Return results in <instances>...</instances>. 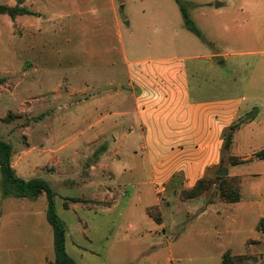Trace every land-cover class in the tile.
<instances>
[{"label":"crops","instance_id":"crops-1","mask_svg":"<svg viewBox=\"0 0 264 264\" xmlns=\"http://www.w3.org/2000/svg\"><path fill=\"white\" fill-rule=\"evenodd\" d=\"M38 1L21 0L20 6L36 11L39 16L43 12L51 13L54 23L55 19L61 20L64 15L88 12L81 10L86 0H57L53 5L58 10L53 12L39 9V6L34 9V5H39ZM156 1L157 6L149 7L151 17L157 15L152 17L156 21L153 24L156 29L169 31L168 36L175 41L185 27L184 20L180 21V17L183 19L181 10L172 7L171 0ZM213 1H217L219 7H213L209 0L199 6L209 11L212 8L213 14L223 22L218 32L222 31L223 36L229 33L230 37L224 38L219 34L216 37L214 31L211 51L198 43L195 52L189 54L187 49H183L180 54L170 56L161 51L162 47L156 46L160 52H151L147 57H140L139 54L132 61L127 60L125 54L123 57L131 68L128 72L129 86L138 127L137 131L129 130L128 135L140 134L139 141L144 143L143 152L148 166L143 163L133 168L129 182L120 185L119 189L126 190L123 196H128L129 189L135 191L124 212L126 228L121 231L124 239L130 237L137 245L166 250L167 260L142 262L134 254L120 255L110 262L112 248L108 243L95 247L98 242L110 237V217L105 212L108 206L88 207L81 202H70L65 208L63 203L66 210L91 212V215H77L71 225L66 222V250L76 264H210L196 263L194 260L200 258L199 255H206L205 258L222 264L226 252L236 253L233 248L238 244L236 241L244 230L246 219H249L247 211L259 208L258 214L252 216L255 231L264 219L262 193L257 191L255 195L258 202H247L243 183L241 200L237 203L217 199L209 203L206 195L187 200L182 198L183 191L191 190L209 172L214 171L217 175L223 161L226 130L252 111H256L255 116L235 133L230 153V156L246 157L244 159L248 162L222 170H226L230 177H241L235 170L256 160V154L264 150V0H239L235 10L243 18L230 23L221 11L226 5L225 0ZM95 2V16L84 19L80 27L91 29L99 24L107 27L111 23L120 29L122 24L117 13L118 7L123 5L116 0ZM17 3L18 0H10L7 6H16ZM146 7H141V14H146ZM134 22V18L129 17L127 24ZM232 31L235 33L233 37ZM188 43L189 40L184 44ZM238 45L245 47L240 49ZM123 94L124 88L120 85L118 96ZM127 114L128 111L118 113L121 117ZM44 117L40 124L55 120L53 113ZM109 131L102 130L98 136ZM239 136L250 141L262 140V144L248 154L238 156L233 150L235 139ZM95 139L90 137L88 141ZM52 154L57 159L54 163L59 170L63 151L57 150ZM104 155L101 171H105ZM49 157L46 151L34 153L33 150H26L23 161L12 164L18 176L29 180L35 178V173L45 170ZM140 175H143L141 179ZM101 179L98 168L92 166L90 178L83 185L99 192L94 193V197H85L86 200L104 203L108 199L109 187L103 188L99 183ZM38 200L39 197L2 198L0 191V264H48L55 261L54 231L47 218V198L46 204L41 206L37 205ZM150 208L160 213V222L148 213ZM248 240L244 238L242 243L246 245ZM161 244L164 247H160Z\"/></svg>","mask_w":264,"mask_h":264},{"label":"rangeland","instance_id":"rangeland-1","mask_svg":"<svg viewBox=\"0 0 264 264\" xmlns=\"http://www.w3.org/2000/svg\"><path fill=\"white\" fill-rule=\"evenodd\" d=\"M18 1L20 5L21 0ZM55 1L39 0V5L33 8L39 6V9L53 12L58 10L53 5ZM171 1L172 7L179 11L180 6L176 0ZM181 1L188 8L193 22L201 29L204 39L183 27L175 41H171L169 31L156 29L153 24L156 21L152 17L157 15L151 17L149 13L150 6H157L156 0H116L123 5L118 7L117 13L122 24L120 29L111 23L107 27L104 24L91 29L80 27L84 19L95 16V0H86L82 5L81 10L87 13L64 15L61 20L55 19V23L52 21L53 15L47 12L39 16L35 11L31 12L32 15H18L14 18L0 13V136L13 145L12 162L23 161L22 156L26 150H33L34 153L46 151L50 154L45 170L33 176L51 185L56 193L57 212L68 225L75 222L77 215H91V212L82 209L66 210L63 203L67 199L73 197L92 204L99 203L85 199L94 197V193L99 191L83 185L90 178L91 167L98 168L102 176L99 183L103 188L108 186L110 191L108 199L103 203L109 208L105 212L110 217V237L98 242L95 247L108 243L112 248L110 262L120 255L136 254L142 262L166 261L168 257L167 251L162 248L154 250L150 245L133 243L130 237L124 239L121 231L126 228L124 212L135 191L129 189L128 196H123L126 190L119 189L120 185L129 182L133 168L143 163L148 166L143 152L144 143L139 141L140 134L136 132L128 135L129 130L137 131L138 127L133 112L132 89L129 86L128 72L131 68L123 61L124 54L127 60L132 61L139 54L140 57H147L151 52H160L159 47H156L160 46L166 55L176 56L183 49H187V54L194 53L198 43L204 44L211 51L214 31L216 37L218 34L224 38L230 37L229 33L223 36L222 31L218 32L223 22L213 14L212 8L209 11L199 6L207 0ZM238 1L225 0L226 5L221 11L229 23L243 18L235 10ZM9 2L0 0V5L7 6ZM209 2L216 7L217 1ZM124 4H127L125 8ZM145 5L148 10L143 15L141 7ZM129 17L135 20L131 25L127 24ZM180 21H183L181 17ZM35 24L40 27L37 28ZM240 33L243 34L241 28ZM233 35L234 31L231 37ZM187 40L189 43L184 44ZM242 47L245 46L240 49ZM120 85L124 88V94L118 96ZM122 111H128L129 114L121 117L118 113ZM52 113L55 119L52 123L40 124L45 115ZM255 114L252 111L243 119ZM109 129L105 135L98 136L102 130ZM90 137L96 139L88 141ZM260 144L262 140L250 141L239 136L235 139L233 151L238 156H244ZM57 150L63 151L59 170L54 163L57 159L52 157V153ZM231 151L232 148L228 152L222 149L224 162L220 170L234 166V159L242 161L238 165L248 162L244 159L246 157L230 156ZM103 155L104 169L108 174L100 170ZM235 171L242 175L240 178L247 202L259 201L255 196L257 191L262 193L264 199V159H256ZM142 177L140 175L139 179ZM216 177L220 176L211 171L204 178L216 181ZM225 177L231 180L236 176ZM216 182L205 194L209 200H219L218 187L221 182ZM42 204H46V194L39 196L37 205ZM258 209L256 207L251 212L247 211L246 217L249 219H246L244 230L239 233L236 241L238 244L233 248L236 253L231 251L233 256L238 257L233 259V264H264V221L261 226L258 224L259 233L253 228L252 216L258 214ZM153 214L160 217L157 211ZM244 238L251 240L244 245ZM199 256L194 260L196 263L221 264L215 259L205 258L206 255Z\"/></svg>","mask_w":264,"mask_h":264},{"label":"trees","instance_id":"trees-1","mask_svg":"<svg viewBox=\"0 0 264 264\" xmlns=\"http://www.w3.org/2000/svg\"><path fill=\"white\" fill-rule=\"evenodd\" d=\"M19 2L20 1H18V4L16 6L0 5V13L6 14L11 18H14L18 15H32L31 11H29L26 7H21L19 5ZM176 2L180 6L186 29L194 33L199 38L204 39L203 33L191 19L188 8L185 6V4L181 0H176ZM253 117L254 116L248 119L242 118L226 130L223 145L224 152H228L231 150L235 133L242 127L243 124L251 120ZM12 157L13 145L9 142L4 141L0 136V191L2 198L36 199L40 195L46 194L47 218L54 231V248L56 253L55 261L48 264H76L75 260L68 254L66 250V237L68 228L66 222L60 217L57 212L55 203L56 193L54 192L51 185L42 178H33L26 180L18 176L12 164ZM255 157L257 159L263 160L264 150L259 151ZM223 162L224 161H222L221 163L222 165ZM241 162L242 161L234 159V161H232V164L235 166ZM217 180L221 182L218 187V197L220 201L225 203H237L241 200L242 180L240 176L233 177L231 180H228L226 177H216V181ZM216 181L202 178L191 190L183 191L182 198L187 200L203 196L210 190L212 185L217 184ZM212 201L213 200H210L209 203H212ZM70 202H81L88 207L93 205L107 206L103 203L92 204L89 201H82V199L80 198H69L64 203L65 208L69 207ZM154 211H156L155 208L148 209V213L152 215V217H154L157 222H160L161 218L158 216H154ZM263 221V219L260 221L259 226L262 225ZM236 258L238 259V257L231 254V251H228L222 257V264H233L232 261ZM239 258L243 259L244 257Z\"/></svg>","mask_w":264,"mask_h":264},{"label":"water","instance_id":"water-1","mask_svg":"<svg viewBox=\"0 0 264 264\" xmlns=\"http://www.w3.org/2000/svg\"><path fill=\"white\" fill-rule=\"evenodd\" d=\"M216 7H219V4L218 3H216ZM217 175L220 176V177H225V176L228 175V172L226 170H221V171H219L217 173Z\"/></svg>","mask_w":264,"mask_h":264}]
</instances>
